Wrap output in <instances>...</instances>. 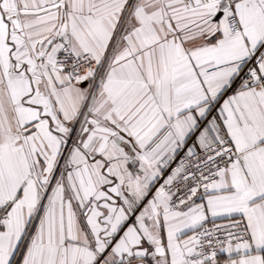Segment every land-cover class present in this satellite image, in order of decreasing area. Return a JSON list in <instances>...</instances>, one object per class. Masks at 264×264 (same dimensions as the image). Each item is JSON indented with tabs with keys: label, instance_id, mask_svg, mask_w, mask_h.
<instances>
[{
	"label": "snow or ice",
	"instance_id": "6c2138e0",
	"mask_svg": "<svg viewBox=\"0 0 264 264\" xmlns=\"http://www.w3.org/2000/svg\"><path fill=\"white\" fill-rule=\"evenodd\" d=\"M0 264H264V0H0Z\"/></svg>",
	"mask_w": 264,
	"mask_h": 264
}]
</instances>
